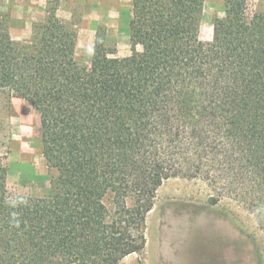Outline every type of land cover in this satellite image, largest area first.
<instances>
[{"label":"trees","instance_id":"1","mask_svg":"<svg viewBox=\"0 0 264 264\" xmlns=\"http://www.w3.org/2000/svg\"><path fill=\"white\" fill-rule=\"evenodd\" d=\"M155 3L132 0L128 57L96 33L83 76L56 8L29 46L0 34V89L38 114L53 173L49 196L7 201L0 167V264H120L171 178L207 182L211 205L236 191L264 204V12L248 24L245 0H224L203 46L204 0Z\"/></svg>","mask_w":264,"mask_h":264},{"label":"rangeland","instance_id":"2","mask_svg":"<svg viewBox=\"0 0 264 264\" xmlns=\"http://www.w3.org/2000/svg\"><path fill=\"white\" fill-rule=\"evenodd\" d=\"M31 1L18 3L27 7ZM155 1L158 9H164L168 2ZM40 2L42 8L31 20L32 36L21 40L22 46L39 38L50 10L60 4V0ZM131 4L132 0H69L61 9V13L68 12L69 19H60L76 31L75 76L87 71L97 32L114 56L130 55ZM263 12L264 0H245L243 21L253 23ZM14 13L15 9L0 10V34L8 31ZM225 19L224 0H204L199 43L209 45L213 24ZM38 129V114L23 99L0 89V167L7 171V201L50 194L53 173L41 153ZM216 193L201 179L177 177L164 181L146 216L145 248L120 264H264V204L252 202L249 191H236L211 205L209 198Z\"/></svg>","mask_w":264,"mask_h":264},{"label":"crops","instance_id":"3","mask_svg":"<svg viewBox=\"0 0 264 264\" xmlns=\"http://www.w3.org/2000/svg\"><path fill=\"white\" fill-rule=\"evenodd\" d=\"M19 0H0V10L15 9V13L11 16L8 24V34L12 41L26 40L32 36L34 31L32 19L35 14L41 10V0H33L29 6H22L18 3ZM23 1V0H20ZM69 0H60L59 7L56 9L55 14L58 18L65 21L69 19L68 12L61 13ZM44 8V7H43ZM179 264V263H177Z\"/></svg>","mask_w":264,"mask_h":264}]
</instances>
